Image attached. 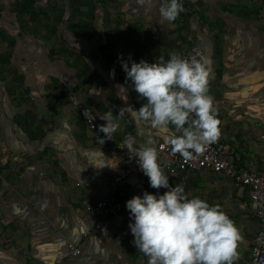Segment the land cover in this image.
<instances>
[{
  "label": "crops",
  "instance_id": "obj_1",
  "mask_svg": "<svg viewBox=\"0 0 264 264\" xmlns=\"http://www.w3.org/2000/svg\"><path fill=\"white\" fill-rule=\"evenodd\" d=\"M23 9L27 15L32 13L27 6ZM30 17L31 25H35V17ZM232 21L235 32L228 28L229 37L225 35L223 45L230 57L215 54L214 48L208 46L210 43L202 42L199 48L207 61L208 94L214 97L220 121L218 139L227 146L229 159L236 167L259 173L264 163V0H235ZM44 28L45 32L50 26ZM108 33L106 42L98 46L87 34L70 36L65 53L70 50L76 56L93 54L96 49H106L108 44L111 54L128 59L123 51L129 49L121 48L116 42L120 38ZM42 34V40L51 42L50 35ZM35 44L30 49L35 50ZM62 46L47 50L49 63L61 57ZM139 47L142 43L137 38L129 45L132 51ZM120 68L118 82L114 84L92 81L86 72L84 78L74 74L75 78L66 64L58 69L55 75L61 86L57 90L53 86L55 96L50 99L58 116L52 123L47 114H33V104L25 91L14 84L4 88L0 95V264H113L114 256H119V264H147V257L126 239L131 222L126 202L145 191L163 194L167 189L150 187L148 177L140 171L115 195L123 206L119 216L106 217L101 229L94 230L88 210V206L107 194L109 181L122 171L124 153L112 151L110 146L121 143L129 133L135 136L138 126L126 116L112 139L104 138L101 144L79 118L69 97L73 94L90 106L101 124L106 122L99 115L110 110L114 115L129 105L138 110L146 99L133 90ZM118 86L127 91L119 94ZM123 95L126 99L121 98ZM168 134L169 129H161L154 139L165 141ZM136 139L139 145L146 137ZM101 163L107 166L100 168ZM190 173L195 172H165L169 184L182 185L190 198L198 196L210 205H220L223 211L227 199L228 216L243 237L236 264H247L257 230L248 189L208 170L196 171L203 177H191L194 174ZM68 243L78 247L80 255L70 257Z\"/></svg>",
  "mask_w": 264,
  "mask_h": 264
},
{
  "label": "clouds",
  "instance_id": "obj_2",
  "mask_svg": "<svg viewBox=\"0 0 264 264\" xmlns=\"http://www.w3.org/2000/svg\"><path fill=\"white\" fill-rule=\"evenodd\" d=\"M139 2L152 4V0ZM183 11L180 0H161L159 5L161 18L168 22ZM168 55V59L158 56L153 63L144 59L136 62L131 55L128 60L118 57L126 81H131L133 90L146 103L138 110L129 105L121 107L117 115L111 110L99 115L106 122L99 126L106 139H112L120 121L130 116L138 126L136 135L127 134L118 146L137 158L150 187L167 189L163 194L145 191L126 202L133 244L147 257V264H236L243 237L235 222L220 205H210L198 196L190 198L182 185L171 186L164 171L170 161L159 162L154 135L161 129H169L166 142L171 155L178 153L186 161L193 159L194 153L202 154L205 146L220 136L214 97L208 94L205 57L199 52L183 56L172 51ZM110 77L115 78L114 69ZM118 87L119 94L127 91ZM121 98L126 99L124 95ZM137 136L146 139L137 145ZM100 141L104 143L103 138ZM105 166L101 163L99 167Z\"/></svg>",
  "mask_w": 264,
  "mask_h": 264
},
{
  "label": "rangeland",
  "instance_id": "obj_3",
  "mask_svg": "<svg viewBox=\"0 0 264 264\" xmlns=\"http://www.w3.org/2000/svg\"><path fill=\"white\" fill-rule=\"evenodd\" d=\"M180 2L184 11L175 21L168 22L159 13L161 0H152L151 6L141 4L139 0H0V95L5 92L4 88L14 84L28 94L30 104L34 105L33 114H47L48 122L52 123L58 116L56 105L50 100L55 96L52 88L54 86L57 90L56 87L61 86L55 73L65 64L73 75L80 74L84 78L86 72L88 78L95 82H118L117 78L121 73V65L118 64L120 59L110 53L108 44L106 49H96L93 54L90 52L76 56L70 50L65 53L66 44L71 42L70 36H77L79 33V37L89 35L88 39H93L98 46L100 42H106L105 37H109L108 32H111V36L120 38L116 42L121 48L129 49L123 51L128 58L131 55V59L136 62L144 59L153 63L158 56L168 59V54L172 51L183 55L193 46L199 48L202 42L206 45L210 43L208 46L214 48L215 54L230 57L231 54L224 50L223 45L225 35L229 37L228 28L232 27L235 32L232 21L235 18V0ZM24 6L39 15L36 19L33 18L35 25H31V17L25 13ZM193 10L204 14V21L200 24L196 15L190 16ZM46 26H50V29L46 28L44 32ZM42 33L50 35L51 42L48 39L42 40ZM136 38L141 40L142 47L132 51L129 45ZM33 42L36 43L35 50L34 47L30 49ZM60 45H64L63 54L49 63L45 56L47 50L52 46L59 48ZM124 57V60H128ZM113 69L114 79L110 77ZM123 76L126 79V73ZM76 81L79 82L78 79ZM47 88L50 89L49 92ZM42 98L45 99L41 101ZM190 174H194L191 177H203L201 173ZM223 207L228 215L230 204L227 199H224ZM230 219L233 220L232 217ZM126 239L133 244L134 237L130 228ZM113 252L118 253V250ZM113 262L119 264V256H114Z\"/></svg>",
  "mask_w": 264,
  "mask_h": 264
},
{
  "label": "built area",
  "instance_id": "obj_4",
  "mask_svg": "<svg viewBox=\"0 0 264 264\" xmlns=\"http://www.w3.org/2000/svg\"><path fill=\"white\" fill-rule=\"evenodd\" d=\"M196 52L203 55L198 47L193 46L183 56L195 54ZM69 97L71 106L76 110L86 128L98 140L104 139L105 134L99 131V126L102 124L98 122L90 106L80 102L73 94H69ZM119 144H112L110 149L124 153L122 171L109 181L107 194L94 204L88 206L91 214L90 224L94 230L101 229L102 221L106 217H117L121 214L123 206L115 195L119 189L127 185L131 177L136 176L141 171L137 158L133 157L132 153L127 152L126 148L119 147ZM156 147L159 153V162L164 164L170 161V165L164 168V171L168 174L208 170L213 174L229 178L239 188L248 189L249 199L253 205V216L257 223V230L247 264H264V163L262 171L259 173L236 167L229 159L227 146L220 139L206 145L202 154L197 155L194 153V158L187 161L178 153L172 156L171 148L166 140L156 142ZM67 251L70 257H76L81 253V250L72 243L67 244Z\"/></svg>",
  "mask_w": 264,
  "mask_h": 264
},
{
  "label": "trees",
  "instance_id": "obj_5",
  "mask_svg": "<svg viewBox=\"0 0 264 264\" xmlns=\"http://www.w3.org/2000/svg\"><path fill=\"white\" fill-rule=\"evenodd\" d=\"M30 16L35 17V19L38 17L36 14L29 13ZM196 15L198 19V23L200 24L202 21H204V14L200 13L198 10H193L190 12V16ZM37 16V17H36Z\"/></svg>",
  "mask_w": 264,
  "mask_h": 264
}]
</instances>
